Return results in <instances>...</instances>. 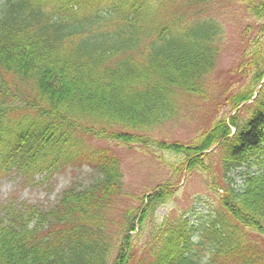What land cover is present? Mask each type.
<instances>
[{
    "label": "trees",
    "instance_id": "trees-1",
    "mask_svg": "<svg viewBox=\"0 0 264 264\" xmlns=\"http://www.w3.org/2000/svg\"><path fill=\"white\" fill-rule=\"evenodd\" d=\"M153 4L161 7L163 13L170 8L164 0H0V73L13 72L23 82L32 78L31 89L71 118H89L93 123L132 130L157 126L174 109L168 90L160 92L163 71L172 86H194L212 64L208 57L211 52L206 51L204 44L217 27L211 21H200L186 35L176 36L179 31L172 29V24L177 18L154 22L147 11L149 5L155 9ZM92 6L96 12L83 15V8ZM249 11L264 19V0L250 4ZM263 25L261 22V29ZM85 29L89 31L84 33ZM141 41H148L144 56L140 54ZM74 43L81 49L80 62L72 55L66 60L57 55L64 46ZM127 51L130 54L125 55ZM141 58L144 60H138ZM5 85L2 74L0 175L15 170L29 180L32 174H51L63 168L70 150L79 145L75 131L82 129L95 135V130L79 126L71 133L61 130L53 143L40 133L35 142L30 141L31 128L37 120L23 115L15 123L13 115L18 105L14 95L8 96ZM249 96L241 93L231 99L237 104ZM235 125L237 131L228 150L232 159L228 172L237 175L235 170L243 172V166L249 170L263 162L260 156L264 155V148L262 153L253 152L262 148L264 142V109H255L245 124ZM63 128L73 130L72 126ZM100 130L104 131L103 125ZM229 130L224 125L219 134H228ZM200 143L164 145L179 151L183 164L188 160L194 164L200 161L198 154L205 144ZM106 157L102 153L97 165L104 171V178L93 180L86 190L70 195L74 197L68 203L65 199L70 196H63V210H58L55 219L62 227L51 240L33 237L38 226L32 229V237L28 236L29 229L22 226H0V264H108L113 252L117 253L115 264H264L260 244L238 235L236 228L226 227L220 213L202 223L203 230L195 242L199 249L192 248L193 242L185 233L186 220L166 229L156 227L153 232L148 215L152 216L163 203L162 190L149 195L150 203L134 236L128 234L136 225L132 210H126L124 221L114 233H108L104 219L107 208L123 190L118 164H108ZM242 178L239 186L236 176L232 178V193L223 199L224 206L237 222L264 235V174L244 172ZM11 219L16 221L15 217ZM146 233L157 245L148 249L153 259L145 254L146 258L140 260L137 251Z\"/></svg>",
    "mask_w": 264,
    "mask_h": 264
},
{
    "label": "rangeland",
    "instance_id": "rangeland-1",
    "mask_svg": "<svg viewBox=\"0 0 264 264\" xmlns=\"http://www.w3.org/2000/svg\"><path fill=\"white\" fill-rule=\"evenodd\" d=\"M262 1L170 0L168 2V5L173 7L171 10L177 11V19L180 20L178 25L180 26H186V23L192 19H213L218 24L217 34L211 40L209 48L211 55L208 57L212 64L204 71L203 78L187 89H184L181 84L177 86L169 84L167 75L163 71L160 92L168 90L174 109L173 114L165 117L159 125L148 129L137 127L134 130L128 127L126 130L131 131V137H125V139L115 141V143L90 138L94 144L100 147L107 146V143L110 144V151L118 158L123 173V191L114 196L111 206L109 209L107 208L108 213L105 223L109 226L110 232L114 233L116 224L121 222L126 209L135 208L137 210L142 205L141 195L143 192H149L158 186L182 187L175 190L170 200L173 197L174 199L170 204L161 206L154 217L148 215L152 224L175 221L181 213L193 205H196L197 210L203 213L205 208L206 210L219 208L221 213L225 214L221 210L224 208L219 207V202L224 191L230 193L229 183L234 181L232 179L234 177L229 175L228 170L225 169V160L222 154L226 137H223L219 132L224 125H228L227 119L230 114H233L232 104L227 101L228 96L239 89L245 77H250L251 74L248 70L245 72H239L238 70L244 50L248 49L249 55L251 51L254 54L255 49H259V54H264V31L258 36L257 33L252 34L255 30L245 32V28H249L248 26L253 28L256 19L253 14L248 13L250 4ZM248 36L249 38L257 36L258 44L255 45L249 39V43L245 47V40ZM29 48L32 47L29 46ZM25 59H28V56ZM3 75L6 82L13 81L10 85H14L15 88L17 87L23 91L28 89L26 83H18L15 76L9 73ZM261 83L264 85V79L261 80ZM258 88L260 89V85ZM261 90L259 96L264 98ZM248 113L243 114L247 116ZM238 114L239 112L234 115L235 119H238ZM225 115L227 117L224 121ZM117 128L119 127L117 126ZM205 130L208 133L205 134L204 142L208 144L209 149L218 143L221 145L212 152L204 153L200 157L202 162L200 167L191 164L187 173L184 169L181 171L182 168H179L181 163H177L180 156L167 150V145H164L163 141L189 143L198 139ZM229 132L232 134L233 130L230 128ZM81 174L84 175L83 170H81ZM75 178L67 173L56 174L51 179L47 177L43 180L42 177H39L37 181L43 180L45 183L41 181L32 187L17 185L21 187L11 190V186H14L13 183H6L0 187V201L6 200L14 192L18 193L23 199H29L30 202L53 200L60 195L59 191L71 179ZM235 180L239 186L243 178L238 176ZM49 189H51L50 196H48ZM200 198H203L206 203L199 204L197 200ZM15 201L10 204L0 202V223L1 225L3 223L5 227H7L5 223L9 221L5 210L16 207L14 205ZM144 204L146 203L144 202ZM41 206L43 207L44 203ZM123 209L124 211H122ZM28 214L31 213L26 212L21 216L25 220H31L32 215ZM42 219V223H39L38 218H33L25 224L24 222L20 224L23 229H32L35 224L38 227L50 225V219ZM255 233L261 236L260 241L264 248V235L259 231H255ZM147 234L141 237V243L152 238L146 237ZM251 234L255 236L254 232ZM141 247H145L144 244H140ZM138 253L140 254V249ZM141 257L142 259L146 258L145 255Z\"/></svg>",
    "mask_w": 264,
    "mask_h": 264
}]
</instances>
